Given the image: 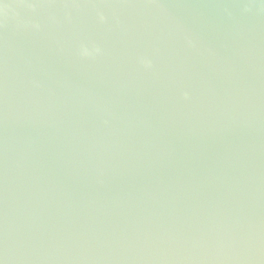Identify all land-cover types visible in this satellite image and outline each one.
Returning <instances> with one entry per match:
<instances>
[{
	"label": "water",
	"instance_id": "water-1",
	"mask_svg": "<svg viewBox=\"0 0 264 264\" xmlns=\"http://www.w3.org/2000/svg\"><path fill=\"white\" fill-rule=\"evenodd\" d=\"M0 264H264V0H0Z\"/></svg>",
	"mask_w": 264,
	"mask_h": 264
}]
</instances>
